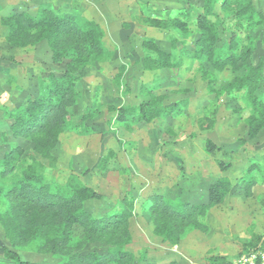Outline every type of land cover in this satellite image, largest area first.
I'll return each mask as SVG.
<instances>
[{
    "label": "rangeland",
    "instance_id": "1",
    "mask_svg": "<svg viewBox=\"0 0 264 264\" xmlns=\"http://www.w3.org/2000/svg\"><path fill=\"white\" fill-rule=\"evenodd\" d=\"M102 1L95 10L83 0H0V264H11L3 247L35 264H62L74 254L119 249L132 254L123 264H209L211 255L232 263L251 248L253 233L264 238V22L253 26L261 19L258 11L264 14V0H252L255 13L252 6L245 9L248 21L242 20V27L232 19V9L217 11L218 18L210 16L219 22L216 31L194 19L203 12V0ZM45 7L96 21L103 31L102 53L83 52L73 62L70 56L54 60L45 39L37 40L21 23L14 26L15 14L37 17ZM139 16L179 17L186 25L150 27ZM225 28L235 29V35L222 32ZM200 33L217 40L210 52L203 43L195 48ZM148 39L167 53L168 65L144 67L146 56L156 57L142 46ZM74 42L65 35L55 39L59 48ZM248 49L251 55L244 59ZM69 63L82 75L75 85L77 100L67 108V129L50 149L38 151L33 139L17 136L10 125L15 114L46 93L51 75L59 77ZM141 103L150 110L148 120L139 113ZM255 116L263 127L249 138ZM202 121L213 124L202 129ZM208 140L215 150L206 149ZM221 162L231 167L220 170ZM32 172L51 186L70 178L98 191L99 200L83 204L94 217L131 204L129 241L113 243L126 238L108 231L87 237L89 232L78 228L61 236L58 222L55 227L36 223L35 210L20 219L10 208L17 199L8 195ZM223 177L230 181L229 192L197 215L202 229L143 207L159 195L171 206L206 203L210 184Z\"/></svg>",
    "mask_w": 264,
    "mask_h": 264
},
{
    "label": "trees",
    "instance_id": "2",
    "mask_svg": "<svg viewBox=\"0 0 264 264\" xmlns=\"http://www.w3.org/2000/svg\"><path fill=\"white\" fill-rule=\"evenodd\" d=\"M251 4H241V0H203L202 7L203 12L197 13L194 19L201 26L211 27L214 31L219 27L218 23L211 20V15L218 18L217 11H226L232 9L233 20L235 22H241L238 27H242V20L246 23L248 17H244L245 9L248 6L251 7L252 13H255L253 9V1ZM207 6L210 7L207 9ZM218 6V7H217ZM261 17L258 21L253 23L254 25L264 22V14L260 13ZM16 20L13 22L14 26L21 25L28 29L34 30V34L37 40L45 39L50 46L52 52V58L58 60L62 57L70 56V61L76 60L83 53H94L100 55L103 50V31L101 26L94 20H84L80 14L65 13L57 14L47 7L41 10L37 17L28 16L24 14L16 15ZM144 22V25L150 27H166V23L174 22L175 27H184L186 21L181 20L179 17L175 18H158L149 16H139ZM247 26V25H246ZM220 28V27H219ZM222 32H230L225 29H221ZM231 32L235 35V29ZM230 32V33H231ZM200 33L194 43V46H199L203 43L206 50L210 52L211 47L217 40L209 38L208 35ZM73 37L75 42L72 44H63L62 48L56 47L55 39L57 36ZM38 36V37H37ZM142 46L154 51L156 57L148 55L144 59V67L150 69H160L165 65H168L165 61L167 53L156 46V43L151 40H143ZM70 49V50H69ZM69 50V51H68ZM205 49H199L197 52H204ZM252 49H248L244 53V59H248L251 55ZM197 54V53H196ZM210 57H208L209 59ZM211 60V59H209ZM213 65H217L214 61ZM252 64V63H251ZM252 67V65H250ZM256 68V67H254ZM82 71L78 74L75 72L71 63L65 68L64 72L56 77L51 75L50 82L46 87L47 91L41 95L38 99H33L29 104L22 108L17 114H15L14 121L10 127L14 134L17 136H25L33 139L35 149L40 151L41 149H50L57 143L58 137L66 129V117H69L67 108L75 104L77 100V93L75 91V85L79 77H81ZM147 103H141L138 107L139 113L143 119L148 120L150 110L146 109ZM122 112V109L119 111ZM253 121L256 122V127H251L248 130V137L254 138L260 129L263 127V123L259 125L257 116L253 117ZM212 121H208L205 125L203 121L200 123L202 129L212 126ZM217 146L210 140L206 141V149L213 151ZM231 167V164L221 162L219 164L220 170H226ZM244 181V180H243ZM242 181V182H243ZM230 181L227 178H221L218 181L210 184L208 188V201L206 203L188 205L189 203H178V205L171 206L172 201L167 200L164 196L149 197L143 207L148 209L152 214L162 211L164 214L169 215L173 220L179 219L186 225L192 223L193 228L202 229L201 224L197 219V215H202L208 208L221 203L225 196L228 194ZM10 201L17 199L16 202L11 203L18 217L23 220V213L25 211H34L36 215V223L47 225L53 223V227L60 225V235L68 236L75 228L87 233V237L90 234L97 236L105 234L107 231L110 233L120 234L122 238L126 240L113 239L112 242L119 241L118 244H126L129 241L130 234L128 228V221L131 217V204H123V208L120 211H114L113 213H104L99 217H94L88 212L83 204L88 200H99L101 194L93 188L74 182L72 179H68L63 186H51L45 178L35 172L30 173L24 178L8 195ZM157 221V218L154 217ZM192 220V221H190ZM190 222V223H189ZM181 224V223H180ZM174 223V225H180ZM19 227V226H18ZM181 229L180 227H178ZM255 239L254 242L250 241L248 246L250 249L258 247L263 237L257 234L252 235ZM65 238L61 239L64 240ZM98 239V238H97ZM101 240V239H98ZM101 243H110L108 240H101ZM125 242V243H122ZM2 254L5 260L11 264H35L21 259L19 254L8 247L2 248ZM132 254L123 250H111L104 254H98L97 252H90L87 254H74L68 256L67 260L62 264H123L125 261H130ZM207 262L209 264H232L226 256L223 255H211L208 257Z\"/></svg>",
    "mask_w": 264,
    "mask_h": 264
},
{
    "label": "built area",
    "instance_id": "3",
    "mask_svg": "<svg viewBox=\"0 0 264 264\" xmlns=\"http://www.w3.org/2000/svg\"><path fill=\"white\" fill-rule=\"evenodd\" d=\"M232 264H264V238L258 247L241 253Z\"/></svg>",
    "mask_w": 264,
    "mask_h": 264
},
{
    "label": "crops",
    "instance_id": "4",
    "mask_svg": "<svg viewBox=\"0 0 264 264\" xmlns=\"http://www.w3.org/2000/svg\"><path fill=\"white\" fill-rule=\"evenodd\" d=\"M83 1H86V2H88V3H91L92 4V6L95 8V10H96V8L99 6V5H102V4H104L105 3V1H102V0H100V1H98V0H83ZM122 4H124V3H122ZM121 4V5H122ZM117 6H119V4H117L116 5V7ZM98 11V14L100 13L101 14V12L99 11V10H97ZM110 18H113V16H111ZM138 21V20H137ZM129 22H131V20L129 21ZM132 35H133V32H130Z\"/></svg>",
    "mask_w": 264,
    "mask_h": 264
}]
</instances>
